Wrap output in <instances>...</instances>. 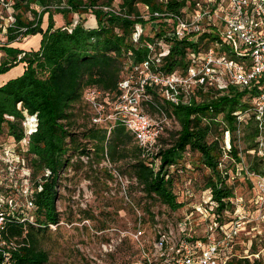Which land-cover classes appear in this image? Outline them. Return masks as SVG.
Instances as JSON below:
<instances>
[{
    "label": "trees",
    "instance_id": "16d2710c",
    "mask_svg": "<svg viewBox=\"0 0 264 264\" xmlns=\"http://www.w3.org/2000/svg\"><path fill=\"white\" fill-rule=\"evenodd\" d=\"M4 1L9 3L8 11L15 21L6 27L7 40L0 45L6 56L0 61V73L21 62L25 65L20 75L0 85V152L8 150L9 161L27 167L29 175L0 168V210L4 213L0 264H45L49 255L39 236L56 231L64 220L57 205L62 174L70 169L84 170L94 183L108 189L111 182L117 181L102 165L105 159L131 184L139 186L148 203L147 211L152 202L167 211L164 218H156L152 224L151 248L158 229L167 230L170 224L175 228L178 222H186V231L180 235L188 241L206 242L209 236L222 235L237 216L233 182L241 175L249 177L242 169L240 152L244 153L248 171L264 175L258 144L264 132H260L251 110L264 85V73L249 86L223 79L216 84H197L189 94L180 89L176 101L169 98V88L147 83L144 89L150 98L143 103L145 111L153 118L170 121L155 147L148 151L119 120L92 122L85 98L86 89L97 87L101 95L115 101L122 95L119 81L139 80L144 61H149L152 72L164 76H185L209 49L239 61L222 41L217 26L209 24L200 33L177 38L172 35L173 23L154 15L186 16L197 11L203 0ZM54 13L62 14L64 26L72 25L73 14H78L79 19L69 32L64 26H54ZM44 14L45 29L41 26ZM85 14L94 17L95 27L84 25L81 16ZM5 15H0V24ZM158 19L157 30L148 34L145 25ZM136 24L144 31L135 41L132 33ZM36 33L41 34L36 50L24 51L9 45ZM29 115L36 116V129L27 135L23 121ZM79 118L86 121L80 122ZM171 122L179 128L173 130ZM226 131L228 150L223 149ZM237 133L242 147L237 143ZM82 156L87 157L86 162ZM180 195L187 202L178 200ZM196 195L198 201H194ZM26 198L31 207H27ZM251 201L256 205L258 196ZM183 205L188 208L179 213ZM104 228L103 225L100 230ZM250 245L249 254L253 256L258 252L257 244L252 241ZM228 255L226 264H264L259 257L253 256L250 261L248 254H236L234 247ZM140 264H145L143 256Z\"/></svg>",
    "mask_w": 264,
    "mask_h": 264
},
{
    "label": "built area",
    "instance_id": "2783aa9c",
    "mask_svg": "<svg viewBox=\"0 0 264 264\" xmlns=\"http://www.w3.org/2000/svg\"><path fill=\"white\" fill-rule=\"evenodd\" d=\"M0 5L9 10L8 2L0 0ZM198 6L197 11L189 12L186 16L159 12H154V15L172 22L174 30L172 35L177 38L200 33L207 29L209 24L220 26L218 29L222 41L231 47V50L237 54L240 60L229 59L225 54L216 55L213 49H209L200 58L198 66L194 65L187 69L185 76H164L161 73L152 72L149 61H144L139 70V74H142L139 80H135L133 83L130 79L119 81L118 86L122 90V95L115 101L110 103L101 101L99 99L100 91L90 88L85 90V98L95 110L92 122L103 124L119 120L144 150H152L157 144V138L163 134L165 126L169 125V121L165 117L153 118L145 111L143 103L150 98L144 89L147 83L159 84L169 88L171 90L168 93L169 98L176 101L180 89L189 94L193 86L197 84L206 82L216 84L221 83L223 79L229 83L249 86L252 80L264 73V0H220L216 2L203 0L198 3ZM14 21V15L8 11L0 27L5 32L6 27L13 26ZM64 28L69 32L72 30L71 25L64 26ZM21 30L25 31L26 28ZM143 31V26L136 24V29L132 33L133 39L136 41ZM21 38L24 39L25 37ZM251 110L257 120L260 132H264V85L255 97ZM237 119L240 120L241 116L238 115ZM23 126L27 135L35 131L36 116H26ZM258 144L264 160L263 136L259 137ZM229 147V132L226 131L223 149L228 150ZM9 154L8 150L0 152V158L3 157V160L8 164L6 169L10 172L23 170L22 174L27 177L29 169L9 161ZM224 156L227 157V154L224 153ZM82 160L86 162L87 157L82 156ZM241 163L244 172L248 176L255 177V186L258 188L259 197L263 202L264 175L248 171L243 162ZM102 165L109 170L117 182H120L126 192L128 183H130L129 179L120 174L108 159H105ZM27 189L28 183L23 192L26 193ZM234 202L237 208V216L230 221L228 228L222 235L216 238L209 236L206 242L183 239L180 233L186 231L184 229L186 222H178L175 225L176 229L171 224L167 230L158 229V237L152 243V248L145 250L143 246L141 247L145 264H226L229 257L228 252L234 247L235 239L239 236L246 220L250 221L246 218L243 209V198L236 196ZM9 204L13 209L17 206L12 201H9ZM26 205L27 207L32 206L28 198H26ZM186 221L190 224L189 217H186ZM3 222L4 213L0 210V244H2ZM211 228L210 226L208 229ZM139 234L140 231L135 234V237L138 238ZM187 235L191 237V232L189 234L187 232ZM253 256L258 258L260 252L253 254Z\"/></svg>",
    "mask_w": 264,
    "mask_h": 264
},
{
    "label": "rangeland",
    "instance_id": "374dc122",
    "mask_svg": "<svg viewBox=\"0 0 264 264\" xmlns=\"http://www.w3.org/2000/svg\"><path fill=\"white\" fill-rule=\"evenodd\" d=\"M7 12L8 10L2 7L0 15L3 16ZM25 17H28L27 14ZM71 19V26H73L79 19L78 14H73ZM81 19L85 26H90L93 20L89 14L82 15ZM42 20V26H45L47 14ZM53 20L55 27L65 25L64 17L60 13H54ZM159 21L148 22L145 25L146 32L150 35L153 34L157 30ZM218 27L220 28V26ZM38 37L39 33H36L29 35L28 39L26 37L21 38L19 43L14 41L9 45L13 47L32 45L35 38ZM26 39L27 41H24ZM6 40V34L0 27V45H4ZM1 51L0 61L6 57ZM21 63H18L19 66L16 64L17 66L14 65L0 73V80L20 75L22 72L18 71ZM90 89L102 93V90L97 87ZM99 99L108 103L111 102L103 95H100ZM88 107V115L92 118L95 110L89 104ZM144 109L146 110V107ZM149 113L156 116L155 112L149 111ZM79 121L86 120L79 118ZM170 126L173 130L179 128L178 124H173V122ZM237 138V143L242 147L243 144L239 140L238 133ZM240 156L244 167H247L244 153L240 152ZM228 163L230 162L228 161ZM7 166V162L1 157L0 168L6 169ZM22 171L19 173L24 175ZM62 175L61 185L58 188L60 197L57 205L64 220L56 231L39 236L42 247L49 255L45 264H140L142 260L141 247L151 248L154 237L152 224L156 218H164L163 214L167 212L164 206L152 202L148 205L149 210L147 211L148 203L142 198L143 193L139 186H134L133 183H128L129 187L125 192L120 182H116V184L111 182L108 189H105L100 183H94L91 177L88 178L84 170L74 172L70 169ZM194 176H196L197 185H200L201 179L198 172ZM244 179L246 180L243 181ZM233 185L235 195L243 198V209L246 218L250 220L249 222L246 220L239 236L235 239V252L238 255L248 254L250 261H252L254 257L249 254L250 244L255 241L258 252H260L259 258L264 259V244L262 245L264 242V201L262 202L259 197L260 193L255 186V177L245 178L241 175L234 180ZM255 195L258 196V203L253 205L251 199ZM178 200L187 202L182 195L178 196ZM198 200L199 195H196L194 201ZM185 208L188 206L183 205L178 212L182 213ZM151 215L155 217L151 218ZM103 225L106 228L100 230ZM251 226H255V228H251ZM138 231L140 234L136 238L135 234Z\"/></svg>",
    "mask_w": 264,
    "mask_h": 264
},
{
    "label": "crops",
    "instance_id": "0c3cea01",
    "mask_svg": "<svg viewBox=\"0 0 264 264\" xmlns=\"http://www.w3.org/2000/svg\"><path fill=\"white\" fill-rule=\"evenodd\" d=\"M44 15H45V14H44ZM44 15H43V17H44ZM42 19H43V18H42ZM90 19H91V18H90ZM92 19H93V20H92L91 25H90L89 27H95V25H96V22H95L94 17H93ZM42 24H43V20H42L41 26H42ZM46 26H47V20H46V22H45V26H42V28L45 29ZM26 38L28 39L29 36H26ZM27 39L24 40V41H27ZM40 39H41V35L39 34V37H38V38H35L34 43H33L32 45H27V46H24V47H23V46L18 47V46L16 45V46H14V47L19 48V49L24 50V51L36 50V49L39 48ZM18 43H19V42H18ZM1 52L4 54L3 51H1ZM20 65H21V66H20L18 72H23V70H24V65H25V64H24V63H21ZM16 66H17V65H16ZM18 66H19V64H18ZM10 78H12V77H9V78H3L2 80H0V85H2L4 82H6V81H7L8 79H10Z\"/></svg>",
    "mask_w": 264,
    "mask_h": 264
}]
</instances>
